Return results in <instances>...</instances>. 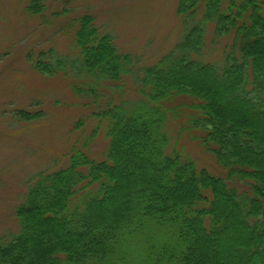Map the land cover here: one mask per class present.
<instances>
[{"label":"trees","instance_id":"obj_1","mask_svg":"<svg viewBox=\"0 0 264 264\" xmlns=\"http://www.w3.org/2000/svg\"><path fill=\"white\" fill-rule=\"evenodd\" d=\"M45 7L27 8L36 16ZM177 12L184 35L144 68L145 99L96 112L108 120L105 157L75 148L67 165L30 178L15 209L19 229L0 238V264H264V0H178ZM209 25L231 39L217 62L200 57ZM69 26L84 91L103 95L131 56L92 13ZM35 58L40 73L59 71ZM182 94L198 101L192 127L206 131L201 144L223 175L168 151L163 108Z\"/></svg>","mask_w":264,"mask_h":264},{"label":"rangeland","instance_id":"obj_2","mask_svg":"<svg viewBox=\"0 0 264 264\" xmlns=\"http://www.w3.org/2000/svg\"><path fill=\"white\" fill-rule=\"evenodd\" d=\"M30 1L0 0V238L18 231L15 209L32 176L64 167L75 148L105 157L108 120L96 112L145 99L138 86L144 68L173 49L186 29L178 0H42L45 10L36 16L28 12ZM84 13L95 15L120 51L131 56L122 81L98 89L103 95L84 91L89 81L72 44L69 25ZM206 35L200 57L220 61L231 39L216 37L212 25ZM45 56L59 70L54 75L33 66L35 57ZM197 102L188 94L165 102L167 149L223 175L211 149L201 144L206 131L192 127L191 105ZM20 110L39 116L20 120Z\"/></svg>","mask_w":264,"mask_h":264}]
</instances>
